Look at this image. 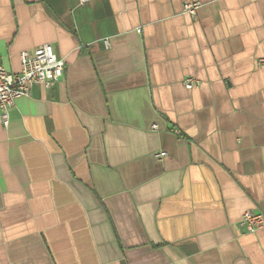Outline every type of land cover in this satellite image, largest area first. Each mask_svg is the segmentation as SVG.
Here are the masks:
<instances>
[{"label": "crops", "instance_id": "obj_1", "mask_svg": "<svg viewBox=\"0 0 264 264\" xmlns=\"http://www.w3.org/2000/svg\"><path fill=\"white\" fill-rule=\"evenodd\" d=\"M46 43L64 75L0 121V264H264L239 225L264 211V0H0L8 70Z\"/></svg>", "mask_w": 264, "mask_h": 264}, {"label": "built area", "instance_id": "obj_2", "mask_svg": "<svg viewBox=\"0 0 264 264\" xmlns=\"http://www.w3.org/2000/svg\"><path fill=\"white\" fill-rule=\"evenodd\" d=\"M88 0H81L82 3ZM198 4L187 3L184 11L196 14ZM21 70L17 73L8 70L0 61V121L5 128L10 125V109L18 98L29 96L32 87L41 83L52 86L65 72V60L60 58L53 45L42 44L34 49L21 52ZM184 85L192 89L200 85L193 76H187ZM244 233H255L264 227V211L247 210L239 223Z\"/></svg>", "mask_w": 264, "mask_h": 264}]
</instances>
